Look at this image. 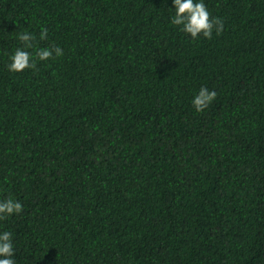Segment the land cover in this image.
<instances>
[{
    "label": "trees",
    "instance_id": "1",
    "mask_svg": "<svg viewBox=\"0 0 264 264\" xmlns=\"http://www.w3.org/2000/svg\"><path fill=\"white\" fill-rule=\"evenodd\" d=\"M205 2L224 27L193 40L171 0H0L17 264H264V0ZM41 26L64 54L9 72Z\"/></svg>",
    "mask_w": 264,
    "mask_h": 264
},
{
    "label": "clouds",
    "instance_id": "2",
    "mask_svg": "<svg viewBox=\"0 0 264 264\" xmlns=\"http://www.w3.org/2000/svg\"><path fill=\"white\" fill-rule=\"evenodd\" d=\"M168 21L180 32L195 40L200 36L211 39L213 33L219 34L224 27L223 18L213 16L205 0H171ZM18 46L8 54L6 68L11 73H21L26 69H35L37 61H48L62 56L63 49L55 44L38 47L39 40L48 39V28L41 26L38 37L32 31H19L16 34ZM217 91L201 86L192 96L191 104L196 112H202L215 100ZM20 200L11 195L0 199V221L19 215L23 211ZM14 234L10 230L0 229V264H17Z\"/></svg>",
    "mask_w": 264,
    "mask_h": 264
}]
</instances>
